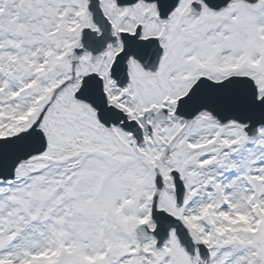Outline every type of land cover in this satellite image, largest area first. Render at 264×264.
Instances as JSON below:
<instances>
[{
	"label": "snow or ice",
	"instance_id": "6c2138e0",
	"mask_svg": "<svg viewBox=\"0 0 264 264\" xmlns=\"http://www.w3.org/2000/svg\"><path fill=\"white\" fill-rule=\"evenodd\" d=\"M0 264H264V0H0Z\"/></svg>",
	"mask_w": 264,
	"mask_h": 264
}]
</instances>
